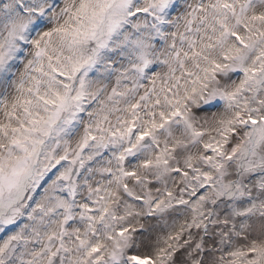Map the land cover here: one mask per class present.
Wrapping results in <instances>:
<instances>
[{
	"label": "snow or ice",
	"instance_id": "6c2138e0",
	"mask_svg": "<svg viewBox=\"0 0 264 264\" xmlns=\"http://www.w3.org/2000/svg\"><path fill=\"white\" fill-rule=\"evenodd\" d=\"M0 264H264V0H0Z\"/></svg>",
	"mask_w": 264,
	"mask_h": 264
},
{
	"label": "clouds",
	"instance_id": "9594fccd",
	"mask_svg": "<svg viewBox=\"0 0 264 264\" xmlns=\"http://www.w3.org/2000/svg\"><path fill=\"white\" fill-rule=\"evenodd\" d=\"M200 120H201V123L203 122V116L201 115V117H200Z\"/></svg>",
	"mask_w": 264,
	"mask_h": 264
}]
</instances>
